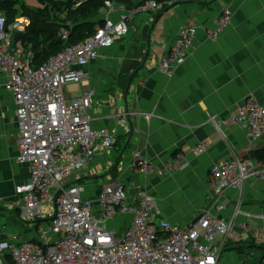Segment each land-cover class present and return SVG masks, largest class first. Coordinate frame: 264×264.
Masks as SVG:
<instances>
[{"label":"built area","instance_id":"2783aa9c","mask_svg":"<svg viewBox=\"0 0 264 264\" xmlns=\"http://www.w3.org/2000/svg\"><path fill=\"white\" fill-rule=\"evenodd\" d=\"M145 1L148 4L136 10L107 1L101 10L103 24L96 32L67 46L42 66L36 65L35 53L26 51L15 38L25 33L30 20L18 16L9 23L6 15L0 14V68L9 73L8 90L16 106V163L28 165L30 172L29 181L17 188L22 199L19 219L39 234L28 240L19 233L0 239V264H222L230 242L241 240L237 229L264 244L261 230L238 220L251 217L241 210L245 183L264 180V163L253 159L234 156L215 164L211 168L213 202L198 220L184 226L171 224L140 184H109L89 197L80 183L81 173L96 157L117 145L118 127L127 126V114L121 108L117 126L95 128L96 92L68 96L66 88L88 86L89 65L103 60L104 51L128 36L131 17L159 8L155 1ZM231 20L230 11L222 12L217 27L206 29L207 39H218ZM196 35L194 26L178 32L161 60L162 74L174 77L176 69L188 60ZM60 36L65 41L70 38L64 28ZM230 122L243 128L249 139L258 140L264 135V106L250 100L236 110ZM221 125H227L226 121L217 123V127ZM206 148L201 144L194 154H203ZM132 161L139 174L166 176L181 169L185 158L180 154L164 168L155 167L140 154ZM229 190L238 191L239 198L232 218L225 219L216 211L227 209ZM124 216L131 217L130 225L118 236L109 224ZM258 264H264V257Z\"/></svg>","mask_w":264,"mask_h":264},{"label":"crops","instance_id":"0c3cea01","mask_svg":"<svg viewBox=\"0 0 264 264\" xmlns=\"http://www.w3.org/2000/svg\"><path fill=\"white\" fill-rule=\"evenodd\" d=\"M140 2L148 4L134 0L129 6L136 10ZM224 11L231 12L230 26L218 39H207L206 29L216 28ZM136 13L128 36L104 51L103 60L89 65L93 79L88 86L66 88L68 96L96 92L95 128L117 126L121 108L127 114V126L118 127L117 145L96 157L81 173L80 183L89 197L109 184H140L171 224L184 226L198 220L213 202L215 164L234 156L249 158L264 149V135L251 140L243 128L230 122L250 100L264 106V0H187ZM191 26L197 27V35L189 58L170 78L159 71L163 55L178 32ZM8 83L9 73L0 68V239L22 236L19 226L35 229L19 219L22 199L17 188L29 181L30 172L28 165L16 163V106ZM221 121L227 125L217 127ZM201 144L207 145L205 152L195 155ZM136 154L157 168L173 164L180 154L185 161L166 176H145L132 166ZM238 198V191L229 190L227 209L216 213L231 219ZM241 210L251 217L238 220L264 233V180L245 183ZM130 221V216L120 218L124 230ZM239 235L240 242H230L225 249L223 264H258L264 244L249 232L240 230Z\"/></svg>","mask_w":264,"mask_h":264},{"label":"trees","instance_id":"16d2710c","mask_svg":"<svg viewBox=\"0 0 264 264\" xmlns=\"http://www.w3.org/2000/svg\"><path fill=\"white\" fill-rule=\"evenodd\" d=\"M112 1L129 6L134 0H38L40 7L31 9L21 0H0V14H5L8 22L13 23L18 16L27 17L30 26L25 33L16 34L26 51L35 53L36 65L42 66L51 58L61 53L67 46L79 44L96 32V28L103 24L100 19L101 10ZM157 4L176 5L187 0H155ZM144 5V2H140ZM68 30L70 38L63 40L61 29ZM256 159L264 163V149L252 155L241 157Z\"/></svg>","mask_w":264,"mask_h":264},{"label":"rangeland","instance_id":"374dc122","mask_svg":"<svg viewBox=\"0 0 264 264\" xmlns=\"http://www.w3.org/2000/svg\"><path fill=\"white\" fill-rule=\"evenodd\" d=\"M55 1L59 2V1H62V0H55ZM21 2L26 4V6L31 8V9H37L38 7H40L38 0H21ZM92 79H93V77H92ZM92 79H91V81H92ZM104 160H106V158L100 159V162H102ZM86 195H87V191H86ZM109 226H110L111 229L116 231L118 236L122 235L124 233V231H125L123 226H122V224L120 223V218L116 219L115 221L110 222ZM19 229H22L21 238L23 240H28L29 238H32V237H37V238L39 237V234L36 231V229H31V228L24 227V226H19ZM237 231L240 232L239 229H237ZM215 243H217V241ZM225 255H226V253L224 251L223 254H222V257H221L222 258L221 259L222 264L224 263Z\"/></svg>","mask_w":264,"mask_h":264}]
</instances>
